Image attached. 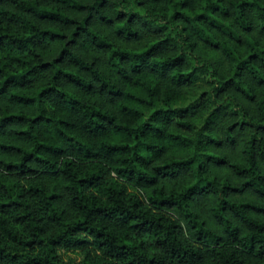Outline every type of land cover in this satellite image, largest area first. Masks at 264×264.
Instances as JSON below:
<instances>
[{"label":"trees","instance_id":"trees-1","mask_svg":"<svg viewBox=\"0 0 264 264\" xmlns=\"http://www.w3.org/2000/svg\"><path fill=\"white\" fill-rule=\"evenodd\" d=\"M122 1L9 0L8 6L0 1V99L13 105L0 106V132L6 134L0 150L11 153L0 159V263L61 264V248L90 242L98 250L96 257L84 251L82 261L69 257L67 264H264V218L252 213L263 207L227 195L247 188L264 198V39L240 38L233 25L250 29L253 14L264 30V0H146L148 11L157 8L161 18L168 14L180 19L183 36L194 34L219 48L227 62L220 82L252 100L255 111L254 117L246 115L238 105L241 120L224 127L230 141L236 123L251 127L241 142L240 161L207 148L217 141L212 128L227 111L223 101L213 100L201 129L209 135L195 141L183 134L172 136L187 154L171 162L166 156L155 157L163 137L172 133L165 109L157 102L172 113L168 104L174 86L194 81L197 68L185 73L184 56L170 36L120 45L94 25L106 23L111 34L138 40L135 21L144 20L136 12L121 10ZM49 43L56 46L55 54L43 57ZM87 44L104 52L102 66L74 47ZM165 47L174 50L157 53ZM96 94L113 100V107L96 101ZM116 104L124 106L116 112ZM147 105L157 111L141 124ZM132 139L143 143L131 148ZM193 147L196 153H191ZM152 158L164 159L169 172L183 168L186 177L165 188L157 183L160 170H149ZM207 160L226 163L239 182L209 174ZM105 168L134 184L149 185L146 201L154 208L174 207L195 243L179 239L171 218L145 208L135 196L126 197L119 184L103 183L104 197L85 193L83 188L96 183ZM2 171L28 176L17 184ZM207 193L208 210L222 232L205 225L190 206Z\"/></svg>","mask_w":264,"mask_h":264},{"label":"rangeland","instance_id":"rangeland-1","mask_svg":"<svg viewBox=\"0 0 264 264\" xmlns=\"http://www.w3.org/2000/svg\"><path fill=\"white\" fill-rule=\"evenodd\" d=\"M5 6L9 5V0H0ZM84 2H90L91 0H82ZM227 1V0H224ZM107 9H110L109 5H106ZM149 3L146 0H124L119 3V8L125 10L126 12H136L140 14L144 20V23L140 20H136L135 24L140 30V37L136 41H131L124 39L118 36L111 34L110 26L103 22L94 21V25L100 29L102 32L107 34L110 39L115 44L120 45H140L149 40H156L159 38H164L170 36L174 39L176 44L175 50L181 52L184 56V60L181 62V68L196 67L197 68V77L194 81L183 83L174 86V94L168 104V107L173 108L174 104H182L194 93L201 88H207L208 91L200 92V99L193 104L189 105L188 108H174L172 113L183 114L182 118L187 119L193 115L192 108H196L198 112L203 113L211 105L213 100L223 101L227 105V111L224 113L213 126L214 136L217 138V141L209 142L207 148L209 151L216 154H223L229 161H240L242 159V146L241 142L248 138V135L251 131V127L247 123H243L242 126L236 125L231 128L230 133L233 137L232 141L225 137L224 127L231 120H241L242 113L238 105L244 109L246 115L255 116L253 101L243 97L238 91L229 85H224L220 82L221 77L227 69V62L223 54L218 47L208 45L204 43L201 39L197 38L194 34H189L187 38L184 35V30L182 27L181 20L178 18H172L166 14L163 18L159 16L158 9H152L148 11ZM79 14V13H78ZM253 26L250 29L244 30L238 27L235 23L233 24L239 37L249 36L257 40L264 39V30L259 29L258 21L251 14ZM230 19V16L227 17ZM219 36L227 39L231 44L236 48L241 49L242 44L232 37L226 36L225 34H218ZM86 59L94 60L99 66H102L105 55L104 52L95 47L92 44H87L84 46H74ZM174 50L170 47L163 48L160 52L157 53H166ZM56 51V46L54 44H47L42 49L43 57L54 55ZM211 75V78H206L208 75ZM68 85L67 83H65ZM70 87V86H68ZM71 88V87H70ZM96 101H99L103 106L112 108L113 100L107 98L106 95L96 94L92 96ZM8 105L11 108L13 105L7 102L5 99H0V106ZM170 113V114H172ZM166 126L171 128V121L168 116L166 118ZM191 128L186 124H177L176 130L179 132L186 133ZM264 136V129L261 130ZM6 134L0 132V139H5ZM181 156L187 154L183 149H179ZM11 156L10 152L0 150V159H6ZM161 156H165V153L162 152ZM1 169V168H0ZM207 171L209 174L214 175L216 178H227L231 182H239L240 177L232 172L230 167L226 163H214L210 160H207ZM260 171L264 175V162H260ZM3 173L5 171H2ZM112 170L110 168H105L101 172L100 179L91 186L84 187L83 190L85 193H93L104 197L101 191V185L106 182H114L118 184L119 180H124L128 182V186L124 187V193L126 197L135 196L140 201L142 206L149 209L152 212L160 213L164 217L171 218L176 223V231L179 239L187 243H195L193 237L191 236L187 224L183 217L178 211L171 206L154 208L145 199V193L149 190L150 186L146 184H134L131 181L125 180L115 174V177H112ZM7 177L12 178L17 184H24L25 178L28 175L23 174H13L12 172L4 173ZM186 177V173L179 177L178 179L172 178L171 176H164L157 180L158 184H161L165 188L168 186L175 185L178 183L181 178ZM227 195L233 199H251L254 202L260 204L263 209L252 210L253 215L259 218H264V198L251 191L250 189H243L241 191H228ZM211 199V196L207 193L205 195H200L191 201V208L198 214V216L203 220L204 224L210 228L215 229L218 232H222L220 224L212 217L208 210V201ZM235 220L234 217H232ZM84 251H87L89 256L96 257L98 255V250L89 242L83 247H72V248H61L60 258L64 260L69 257H76L82 254ZM72 254V255H70ZM6 264V263H0Z\"/></svg>","mask_w":264,"mask_h":264},{"label":"clouds","instance_id":"clouds-1","mask_svg":"<svg viewBox=\"0 0 264 264\" xmlns=\"http://www.w3.org/2000/svg\"><path fill=\"white\" fill-rule=\"evenodd\" d=\"M154 42L155 41H153V43ZM147 47H151V44H147ZM147 47H145L143 50L147 51ZM177 55H179V53H177ZM155 59H157L158 62L162 61V58H160V57H156ZM194 66H196V65H194ZM184 71H185V73H187V72H191L192 69H191V67H189V68H186ZM174 74H175V72H173V75ZM206 78H209V79L211 78L210 73H209L208 77H206ZM183 83L184 82L181 83V86H183ZM208 90L209 89H207V88H201L198 91H194V93L190 96V98L187 99L184 103H182V104H174V105H172V107L173 108H188L189 105L195 104L198 101V99H200V92L208 91ZM57 99L60 100V101L63 100L62 97H57ZM122 106H124V105L116 104L114 106V111L118 112L120 107H122ZM157 106L159 108L165 109L164 115H167L169 120L171 121L172 133L169 136L163 137L164 144H162L156 150L155 157H160L161 153L163 152V153H165L167 162H171L172 160L181 158V153L179 151L180 145L178 143H176L172 139V136H174V135L183 134V135H185L186 138L192 139L193 141H195L200 136L207 137L209 135L208 132H201V129L203 128L204 123L207 120L209 112L211 111V109H208L207 111H204L203 113H200L194 107L191 110L193 115L191 117L187 118V119H183L182 118L183 114H176V113L169 114L167 112V106L166 105L160 104L159 102H157ZM73 107H75V105H73ZM145 111H146V115L140 121L141 124L144 123L145 121H147L148 116H151L154 112H156L157 108H153V107H151V105H147V106H145ZM181 123H190V124H193L194 126L189 131H187L186 133H177L176 132V125L177 124H181ZM136 127H139V125H136ZM114 142H116V143H129L127 141H120V140H116ZM138 143H143V141L132 139L131 142L129 143V147L135 148L136 144H138ZM29 150H31V149H29ZM190 151H191V153H196L195 147H193ZM141 152L146 157L149 156V154L143 153V149H141ZM209 154H211V153L210 152H200V153H198V155H201V156L202 155H209ZM187 158H191V156H189ZM68 159L70 160L72 158L68 157ZM152 159H153V162H151L149 164V170L152 169V168L159 169L160 170L159 171V176H161V177L171 176L172 178L178 179L179 177H181L184 174L185 170L183 168H181V167L173 168L171 170V172H169V170L164 167V163H165L164 159H161V160H155L154 158H152ZM112 177H115V172L114 171L112 172ZM118 184H119V186H122V187H127L128 186V182H126L124 180H119ZM117 190L119 191L120 187H118ZM70 255H72V254H70ZM76 259L82 261L83 260V254H80L79 256H77ZM61 264H67V258H65L61 262Z\"/></svg>","mask_w":264,"mask_h":264}]
</instances>
